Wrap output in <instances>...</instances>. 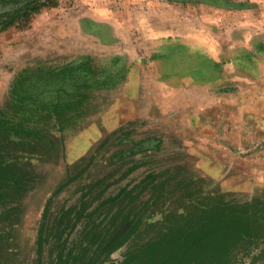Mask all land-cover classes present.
<instances>
[{
    "label": "rangeland",
    "instance_id": "obj_1",
    "mask_svg": "<svg viewBox=\"0 0 264 264\" xmlns=\"http://www.w3.org/2000/svg\"><path fill=\"white\" fill-rule=\"evenodd\" d=\"M18 1L0 5V111L25 68L31 78L20 95L74 101L54 92L61 85L80 107L74 123L52 129L55 147L28 157L34 182L17 222L0 221V264H35L45 207L50 223L77 202L81 186L115 179L134 163L139 168L105 196L170 171L171 184L183 180L228 201H264V0ZM71 66L75 73L62 83L60 71ZM193 70H201L195 85L167 79ZM108 136L83 178L52 197L67 170L85 166ZM133 143L148 149L123 163L114 158ZM169 200L164 208L174 206ZM236 264H264V242Z\"/></svg>",
    "mask_w": 264,
    "mask_h": 264
},
{
    "label": "trees",
    "instance_id": "obj_2",
    "mask_svg": "<svg viewBox=\"0 0 264 264\" xmlns=\"http://www.w3.org/2000/svg\"><path fill=\"white\" fill-rule=\"evenodd\" d=\"M10 2L22 1L0 0V5ZM27 71L25 68L14 79L10 104L0 111L1 222H17L19 203L32 188L34 175L28 157L55 147L52 129L74 123L80 107L75 103V92L69 93L61 85L54 92L67 94L74 101L57 97L54 102H42L38 94L20 95L23 84L31 78ZM89 71L95 74L94 69ZM60 72L64 83L72 78L75 67ZM45 74L54 73L47 70ZM27 100L29 104H24ZM109 138L102 141L85 166L67 170L52 197L83 178ZM147 149L133 143L118 150L114 158L123 163ZM139 166L134 163L115 179L108 180L109 175L81 186L77 202L60 208L50 223L45 207L35 242V264H42L45 247L46 264H236L239 255H249L264 242L262 199L234 202L222 194H205L201 187L183 180L171 184L176 177L170 176V171L149 173L131 188L124 185L105 196L110 187ZM146 191L149 197L141 201ZM173 199L174 206L164 208V202ZM154 214L160 219L151 220ZM121 248H125L121 258L114 260L112 255Z\"/></svg>",
    "mask_w": 264,
    "mask_h": 264
},
{
    "label": "crops",
    "instance_id": "obj_3",
    "mask_svg": "<svg viewBox=\"0 0 264 264\" xmlns=\"http://www.w3.org/2000/svg\"><path fill=\"white\" fill-rule=\"evenodd\" d=\"M213 68H217L218 66L216 65V64H214L213 66H212ZM201 70H193L191 73H187V74H177V73H175V74H171V75H169V77L167 78L168 79V81H170V80H183V78H185L184 79V81L187 83L188 81H191L192 83L194 82V80L195 79H197L198 77H199V75H197L198 74V72H200ZM217 71V70H216ZM216 75H218V74H216ZM220 76L222 75V70H221V73L219 74ZM194 84V83H193ZM195 85V84H194ZM194 85H192V86H194ZM218 85V80H214V81H212L209 85H204L205 86V89H207V90H209V88L210 89H214L216 86ZM209 92V91H208Z\"/></svg>",
    "mask_w": 264,
    "mask_h": 264
},
{
    "label": "water",
    "instance_id": "obj_4",
    "mask_svg": "<svg viewBox=\"0 0 264 264\" xmlns=\"http://www.w3.org/2000/svg\"><path fill=\"white\" fill-rule=\"evenodd\" d=\"M1 7V6H0ZM6 10H1V8H0V13H3V12H5Z\"/></svg>",
    "mask_w": 264,
    "mask_h": 264
}]
</instances>
